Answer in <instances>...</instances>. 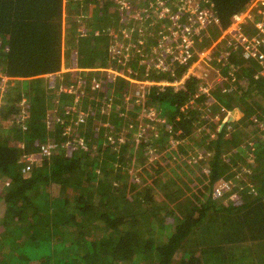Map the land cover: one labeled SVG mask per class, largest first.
Segmentation results:
<instances>
[{
	"label": "trees",
	"instance_id": "1",
	"mask_svg": "<svg viewBox=\"0 0 264 264\" xmlns=\"http://www.w3.org/2000/svg\"><path fill=\"white\" fill-rule=\"evenodd\" d=\"M124 1L71 0L70 10L76 13L78 8L90 15L91 20L87 33L81 36L80 22L72 18L67 33L70 36L65 37L64 0H0V69L14 78L7 90H3L6 97L0 109V200L5 203L0 215V264H264V244L258 245L256 241L259 232H264V139L253 143L255 150L246 167L250 182L241 188L242 197L235 191L223 190V198H227L224 202L215 192L220 179L234 178L231 169L246 161L247 149L239 146V139L234 137L236 132L227 133L231 126L238 128L241 119L224 120V106L231 109L241 106L246 124L253 122L255 116L264 119L259 111L264 110L261 100L256 102L258 108L244 100L252 91L264 99V75L258 72L260 63L246 58L240 50L232 51L224 64L213 61L218 63V71L224 77L229 75L226 85L243 86L247 81L251 89L241 94L236 86L230 91L217 83L211 91L220 102L212 104L210 114L205 109L211 101L210 92L204 90L206 84L201 77L192 74L186 79L185 88L153 84L133 93L131 103L136 112L141 113L149 106L151 110L156 107V111L150 118L134 117L129 121L122 96L129 93L130 77L117 74L108 81L104 69L112 61L109 40L114 30L109 32V25L116 31L122 21L127 27L133 26L129 10L136 6L131 0L126 5ZM149 1L147 21L158 22L154 32L147 25L145 34L142 26L134 27L133 39L138 44L141 42L137 34L147 39L157 37V30L167 32L160 26L172 23V12H180L181 22L187 19L184 11L168 7L171 0ZM249 1L201 0V10L210 13L205 26L210 29L209 36H218ZM161 11L164 17H158ZM142 12L145 14L140 9L136 17L142 19ZM120 35L123 37L124 33ZM65 40L71 43L68 48L63 46ZM210 41L205 39L201 45ZM124 56L113 57V65L117 64L119 70L126 66L116 60L122 62ZM134 58H129L133 67L131 75L158 81L182 77L197 57L190 55L183 61L170 58L167 68L163 62L162 66H155L156 61L150 60V69L146 64L139 67V60ZM63 59H71L67 64L71 69L60 74L65 87L78 83L81 70L73 68L90 67L82 70V79L91 80L100 74L108 88L100 90L87 81L85 90L90 89L91 93L81 97L85 102L73 107L65 105L70 102L69 92L62 91L55 97L50 88L46 90L49 80L45 75L60 71ZM21 77L26 79L22 81ZM232 77L235 81L230 84ZM90 96L94 102L89 101ZM24 97L26 103L22 104ZM111 100L113 108L118 109L111 112L106 108L110 113L105 115L100 107L107 106ZM157 118L163 123L154 127L156 130L151 129L150 135H143L144 125ZM99 119H108L110 129L126 119L128 127L139 134L131 141L121 142L116 138L114 149L115 146L104 144L106 128L99 125ZM222 122L224 125L220 127ZM69 123L71 128L65 134ZM204 123H207L205 134L202 130L198 133V127ZM80 132L86 138L84 146L75 140ZM200 133L202 137H198ZM186 138L188 147L180 142L169 149L167 156H156L157 151L174 140ZM46 142H55L56 146L50 155L44 156L40 150ZM231 144L239 148L227 151ZM189 146H207L206 149L214 152L209 156L207 169L200 167L192 175L191 170H183L178 176L182 180H176L169 176L168 169L175 160L179 163L189 160L193 149ZM140 151L142 155L149 151V156L142 157L146 165L140 168V176L132 179L131 166ZM32 152L42 158V164L24 158ZM111 158L123 165L120 171L109 166ZM230 159L234 162L230 163ZM26 165L31 167L25 172ZM97 172H100L98 176ZM141 222L146 226L142 227ZM250 232L255 244L245 246L241 242L249 238ZM141 256L147 258L145 263Z\"/></svg>",
	"mask_w": 264,
	"mask_h": 264
},
{
	"label": "rangeland",
	"instance_id": "2",
	"mask_svg": "<svg viewBox=\"0 0 264 264\" xmlns=\"http://www.w3.org/2000/svg\"><path fill=\"white\" fill-rule=\"evenodd\" d=\"M188 1H190V0H171L169 2L168 7L170 6V4H176L177 6H179V4H181L180 2L186 4V2H188ZM131 2L134 3L136 6V8L132 6L129 10V19L131 20L133 26L130 24L132 27H127V26L123 25L124 22L122 21L121 25L119 26L118 30L116 31L115 28L113 29L111 27V24L109 25V28H110L109 32H112L114 30L113 35H111L112 37H110V40H109L110 46L112 47V54H111V60L112 61H111V64L109 65V68L107 70H105L107 73L106 77H107L108 81L110 80V78L112 76L115 78V76L117 74H120V75H123L126 77L127 76L130 77V84L128 86L129 93H127V95L124 94L122 96L125 99V104H124L125 109H126L125 117L128 118L129 121L131 120V118H133L131 120V121H133L134 117L137 119L140 118L141 120L145 119V117H143V116H146V118L147 117L150 118L149 116H154L155 111H156V107H155V109L151 110V109H149L150 106H149V108L143 109V111L141 113H138L133 109L134 106L131 103L132 99H134L133 93L136 94L140 91H143L144 89H148L150 84L153 81H156V79H153V78L150 79V78H145V77H136L134 75H131V71H133L132 70L133 67L131 64H129V58L137 57L134 59L139 60V62H138L139 67L143 64H146L147 68L150 69V65L148 62L150 60L151 61L154 60V61H156V62L153 61L155 63V66H162V62H163V66L167 65L164 68H167L168 65L170 64L169 62L172 61L171 60L172 58L174 60L178 59V58L181 61L185 60V57L182 54L184 52V49L186 48L184 45L185 40L183 39V34H182L183 30L182 31L173 30V33H172L174 35L173 40H171L169 37V36H171L170 33H168V32L162 33V30L156 31L155 34H158L157 37H154V38L149 37L147 39L142 37V34H145V32H146L147 25L151 26L149 28V30L153 29V32H154L155 31L154 30L155 24H157L158 21H157V19H154L151 22L147 21L148 17L146 14V7H150V1L149 0H145V1L144 0H131ZM127 3H129V2H127V0H125L123 4L126 5ZM194 3L201 5V0H194ZM141 4H143V6H145V8H142ZM70 8H73L71 0H69V1L64 0V7H63V17H64L63 25L64 26H63V28L67 31V32H65L64 36L65 37H66V35L70 36V34H67V33H70L69 30H70V27L72 26L70 20L72 18L75 20H78V22H80V25L78 28V33H79V35L83 36V34L87 33V31H88L89 26H87V24L90 23L89 20H91V17H90V15L81 12V10L79 11L78 8H77L76 13H73L70 10ZM138 8L144 9V11H145V14L142 12L144 15V17L142 19L137 18L135 15V14H138L140 12V9H138ZM165 9H168V8L165 7ZM172 14L173 15H171L172 18L170 21L174 20L175 18H177L178 16L181 15L180 12H178L177 14L175 12H172ZM112 16H113V14H112ZM159 16L164 17L165 13H163V11H161V15L159 14L158 17ZM134 23H135V25H134ZM136 25L143 27L142 34H137V36H136V37L140 38L139 39L140 40L139 42H141L140 44H138L137 41H135L136 42L135 43L134 39H133L134 38L133 36H135V34H134L135 28L134 27ZM170 25L171 24L166 26V23H163V24H161L160 28L163 29V27H164V29H166L167 31L168 30L171 31V29L168 28V27H171ZM198 30L196 29V31H194V33H193V35L196 34V36H192V35L187 34V37H189L188 39L191 41L190 51H193L194 54H192V55H196L197 58L194 60L195 61L194 64L192 62L189 65L186 72L194 71L196 73L195 75H197V76L199 73L201 79L206 84L203 87H206V86L208 87L207 90H209V92H210L209 96L211 98V101L208 103V106H206V108L205 107L204 108L210 114L211 113L210 109L212 107V104L215 102H220L217 99V97H215L214 92L211 91V87H214V86H216L217 83H220V84H222V86L227 87V89H229L231 91V88L236 86L237 91L242 94L244 92L247 93V91H249L251 89V85L247 81L243 82L244 87L241 86L242 84H240L239 85L240 87H239L238 84L235 85V83H233L234 84L233 86L226 85L225 80L228 79L229 75H226V77H224V74L222 72L218 71V69H220V66L217 65L218 63L213 62L207 58L201 59L200 57H198V54H199L198 52H205L209 47H211V45H214L215 43H216V45L214 47V50H215L214 52L216 54H219L221 51L224 50V48H222V47H224V45L226 43V41L223 43L217 42L218 39L221 38V35H220L221 32L215 38H211L212 36H209L210 33H208L210 30L208 27H205L204 32H203V30L202 31L200 29H198ZM121 32L124 33L123 37H121V35H120ZM197 34H199V35L197 36ZM208 38L211 39L210 43L202 46L201 43L203 41H205V39H208ZM155 41H157V42L160 41V42L157 44V43H155ZM70 44L71 43H68L66 40L63 42V46H66V48H68L70 46ZM122 55L123 56L125 55V56H124V60L121 62L122 59H118V58H120ZM170 55H172V58L170 57ZM115 56L118 57L116 62L118 64L120 63V64L124 65V67L126 66L125 69L119 70L117 68V64L115 65V63H114V65H113V59H114L113 57H115ZM68 60H71V59H68ZM68 60L63 59L61 70L58 71L57 73L45 74L49 80L47 82V85H46V90H47V88H50L55 97L56 96L58 97L62 91L69 92L70 99H67V100L70 102L64 103L65 105L73 107L80 102H81V104H83L82 102L84 101V97L83 98H81V97L83 95L85 96L87 93H91L90 89L85 90L84 84H86L87 81H92L94 83V85H96V86H98V88H100V90H103V89L106 90L108 88L107 81L102 80V75H100V74H99V76L96 75V77L92 78L91 80L88 78L82 79V76L80 75L82 72V68H73L74 70H77V71L81 70V71H78L80 76L77 75V78H78L77 82L78 83L71 84V86H69V87H65L64 83L61 80L60 74L62 72H66L67 70L71 69V67H68V65H67L69 62ZM71 64H72V61H71ZM159 68L160 67H158L157 70L160 71ZM89 69H90V67H88L86 70H89ZM230 72L233 73V72H235V70H232ZM258 72L259 73L261 72V68L259 69ZM0 75L2 76L0 78V87H1V89H0V109H1L2 108L1 103L4 102L5 97H6V93H4V91L7 90L6 88L8 87V85L13 83L14 80L9 81L8 77L4 74L2 69H0ZM254 77L256 79H260V76H258L259 78H257L256 74H254ZM25 79L26 78L21 77L20 80L24 81ZM81 79L83 81L82 84H80V82H82V81H80ZM161 81H162V79L156 81L155 84H159ZM163 81H166V80H163ZM232 81H235L233 77H232V79H229V83L231 84ZM50 89H49V91H50ZM80 89H81V91H80ZM110 89L115 91V89H113V88H110ZM233 91L234 90H232V92ZM248 93H250V95L247 94V98L245 97L244 100H247L251 104H254L255 108L260 107V106H256V104H257L256 102L259 101V103H260V100L264 104V101H263L264 99L262 98L261 95H257V93H255V91L248 92ZM112 97H114V95ZM89 101L94 102V100L91 98V96L89 98ZM25 103H26V98L24 97L22 99V104H25ZM106 104H108V105L104 106L102 104V106L100 107L101 112H103L105 115H108L110 113L109 110L112 112V111L118 109V108H115V109L113 108V105H114L113 100L108 101ZM106 108H108L109 110ZM236 108L238 110L234 114L233 111ZM223 109L226 111V114L224 116V120H226L228 122H233V120L238 121L241 119L239 127L237 128V126H235V127L231 126L229 128V130L227 131V133H231L232 131L236 132L234 134V137L237 136V138L239 139V146H241V147L244 146V148L247 149V151L245 152L246 161H241L239 165H234L233 169H231V172L234 173L233 176L235 179L232 177H228V178L223 177L220 179V181L218 182V185L216 186V191H215V192H217L216 195L218 197H220V200L227 202V198H225V197L223 198V194H224L223 190H225L227 192L235 191L238 193L236 195H238L239 197H242V195H239L240 191L242 190L241 188H243L248 182H250V178H248V176L246 175V171H247L246 167H247V163L249 160V156H251L252 152L255 150V145L253 146V143L255 144V140L264 139V119H261V118H258L255 116V117H253L254 118L253 122L249 123L248 122L249 118H247L248 124H246L245 120L242 119L245 117L244 116L245 111L243 108H241V106H236L232 109L224 106ZM95 110L93 109V111H95ZM76 111H78V110H76ZM238 111H240V113ZM259 111L264 116V110L262 111V109L260 108ZM80 115L81 114H77L76 117L79 118ZM213 116H216V115H211V117H213ZM81 117H82V115H81ZM25 118H26V115L23 117V119H25ZM201 119H202V116H201ZM79 120H83V119L79 118ZM154 120H155V118H154ZM19 121H21V119H19ZM224 122H222L221 125H219V126L223 127ZM20 123L22 124L23 128H26V124H24V122H20ZM98 123H99V125H102L106 128V131H105L106 134L104 135L105 136L104 144H111V145H113V147L115 146L114 149L116 148V143H114L116 138L121 142L131 141V140L135 139V137H137V135L139 134L138 130H132V127H130V126L128 127V124H127L128 122L126 121V119H125V122L122 121L119 123V125L114 124L113 125L114 127L112 129H110V126H109L110 122L108 121V119L107 120L99 119ZM159 123H163V120L157 118V121H153L152 123H149V124L147 123L146 125H144V127L142 129V131H143L142 133H144L143 135H146V134L150 135L151 129L156 130L155 128L158 126ZM206 124L207 123H204L203 125H201V127H198L197 132L199 133L200 130H202L201 133L205 134L203 129L205 128ZM220 127H218V128H220ZM70 128H71V123L68 124V129L64 133L68 134ZM201 133L199 134L198 137H202ZM75 140L77 141V144L79 142H82L83 146H84V143L86 144V138L83 136L82 132H80L79 134H77L75 136ZM180 142L183 145H186L188 147L187 138H186V140H182V141L174 140L172 143H170V145H167L166 147H164L160 151H157L156 156L162 157V158L167 156V154L170 152L169 149L174 148L175 145H177ZM21 144L24 145V142L22 141ZM250 145L252 147L249 148ZM192 148L193 147L190 148V146H189V149H192ZM206 148H207V146H196L191 151L189 150L191 154H190V157L188 155L189 160L185 163H179L176 160L173 161V163H172L173 165L171 164V166L167 172L169 174V176H173L175 179L177 178L176 180L181 181L183 177L178 178V176L182 175L185 170L187 172H190V170H191L192 172H190V175H192V174H194L195 171H199L200 167H204V169H207L208 168L207 167L208 166L207 161L210 158L209 156H211L214 151L213 150L209 151ZM238 148L239 147H236L233 144H231V145H229V148L227 149V151L232 152L233 150L238 149ZM106 154H104V155L106 156ZM137 154H138V156L135 159L134 166H131L132 172L134 174L132 179H136L138 176H140V174H141L140 168L143 165H146V162H147V161L144 162L142 157L149 156V151L147 153H145V155H144V153L142 155L141 151L138 152ZM233 155L234 156L232 159H234V157H235V154H233ZM228 157H231V155ZM24 158H26V160L29 159L30 163L33 160H35V164H42L41 163L42 158H38L36 153H33V152L27 153V154H25ZM112 160H113L112 158L108 160L109 166L115 168L116 171H120L121 168L123 167V165L118 163V162L116 163L115 161L113 162ZM172 160H174V158ZM229 162L232 163L234 161L230 159ZM195 164H196V167H194ZM116 171H114V172H116ZM150 173H153V172L150 171ZM96 174H97L96 176H98L100 174V172H97ZM161 176H163V175H161ZM94 179L96 180L97 177L94 176L93 180ZM116 183L117 182H115L114 184H116ZM238 185L240 186V188L237 189ZM230 196H232V195H230ZM4 208H5L4 200L1 199L0 200V215H1ZM168 219H170V218H168ZM141 224L143 227L146 223L141 222ZM250 234H251V232L247 236L249 238H247L245 241L241 242L243 245L247 246L249 243L255 244L254 243L255 240L250 238V236H251ZM256 241L258 242V245L263 246V244H264V232L262 230L259 232V237H258V239H256ZM134 257H135V255H134ZM141 258H142V256H141ZM142 260L145 263L147 261V258H142ZM34 261L38 262V260H34Z\"/></svg>",
	"mask_w": 264,
	"mask_h": 264
},
{
	"label": "built area",
	"instance_id": "3",
	"mask_svg": "<svg viewBox=\"0 0 264 264\" xmlns=\"http://www.w3.org/2000/svg\"><path fill=\"white\" fill-rule=\"evenodd\" d=\"M179 4H170V8L175 11L177 8L179 11H184L183 14L187 15V19L181 22V15L172 20L171 29L167 32L170 33V39L173 40V30L182 31L183 30V39L185 40L184 45L185 49L182 55L187 59L190 55L194 54L193 51H190L191 41L188 39L187 34L193 35L196 29L202 31L205 28L208 20L210 18L209 12H203L199 4L194 3V0ZM182 14V15H183ZM199 31V30H198ZM200 34V33H199ZM197 34V36L199 35ZM221 38L218 39V43H223L224 50L221 54H216L214 51V45H211L205 52H198V57L201 59L207 58L211 61L217 60L218 62L225 63L227 61L228 55L232 51H241L246 58H252L258 60L260 63L261 74L264 75V0H250L247 6L238 12L233 21L229 26L223 29L220 33ZM181 55V54H180ZM195 61L193 62V64ZM196 74L194 71L185 72V74L177 79L161 81L159 85L162 87L166 85H172L176 89L185 88L186 79L190 75ZM259 74V73H258ZM198 76L199 73H198ZM156 81H153L151 85L155 84ZM207 91L208 87H203ZM83 119V117H80ZM56 146L55 142H46L42 143L40 153L44 156L50 155L52 148ZM30 165L23 167V171L30 169Z\"/></svg>",
	"mask_w": 264,
	"mask_h": 264
},
{
	"label": "bare ground",
	"instance_id": "4",
	"mask_svg": "<svg viewBox=\"0 0 264 264\" xmlns=\"http://www.w3.org/2000/svg\"><path fill=\"white\" fill-rule=\"evenodd\" d=\"M75 68H77V67H75ZM109 67H106L105 68V70H107ZM86 70L87 68H82V70ZM1 76V75H0ZM2 77V76H1ZM8 77V80L10 81V80H13L14 78H12V77H9V76H7ZM9 86V85H8ZM1 88V87H0ZM8 88V87H7ZM111 96H113V94L111 95Z\"/></svg>",
	"mask_w": 264,
	"mask_h": 264
}]
</instances>
